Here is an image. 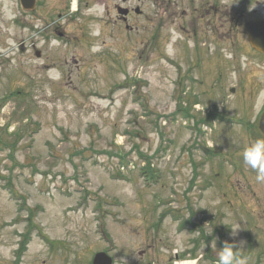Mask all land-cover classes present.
<instances>
[{
  "label": "rangeland",
  "instance_id": "374dc122",
  "mask_svg": "<svg viewBox=\"0 0 264 264\" xmlns=\"http://www.w3.org/2000/svg\"><path fill=\"white\" fill-rule=\"evenodd\" d=\"M92 4L61 39L0 0V264H219L225 243L264 264V181L243 162L263 136L213 119L235 74L176 82Z\"/></svg>",
  "mask_w": 264,
  "mask_h": 264
},
{
  "label": "flooded vegetation",
  "instance_id": "af4514ba",
  "mask_svg": "<svg viewBox=\"0 0 264 264\" xmlns=\"http://www.w3.org/2000/svg\"><path fill=\"white\" fill-rule=\"evenodd\" d=\"M36 0L25 10L15 0L16 19L29 22L36 34L49 31L64 39L62 23L72 10L74 0ZM78 4L80 0H77ZM103 14L104 29L125 30L126 42L133 33L140 36L143 53L151 49L158 63L175 68L176 82H210L229 86L230 73L235 85L220 94L224 107L215 118L228 133L263 136L264 138V2L261 0H92ZM2 7V6H1ZM0 7V8H1ZM79 7V6H78ZM79 10V9H78ZM1 13V12H0ZM79 15L78 12L72 13ZM40 31H36L35 24ZM26 27V26H25ZM62 28V29H60ZM252 28V30H251ZM101 34V33H100ZM172 43L173 55L166 47ZM22 51H25L21 47ZM37 57L42 51L33 47ZM149 55V53H148ZM147 55V59H149ZM183 71V72H182ZM261 138V137H260ZM256 140V139H255ZM155 244L143 257L154 251ZM149 256V255H148ZM176 254L174 260L186 258ZM173 263V260H170ZM169 262V263H170Z\"/></svg>",
  "mask_w": 264,
  "mask_h": 264
},
{
  "label": "clouds",
  "instance_id": "9594fccd",
  "mask_svg": "<svg viewBox=\"0 0 264 264\" xmlns=\"http://www.w3.org/2000/svg\"><path fill=\"white\" fill-rule=\"evenodd\" d=\"M233 2H236V0H233ZM261 2H264V0H261ZM98 34V32L93 33V35ZM96 50V48H93V51ZM243 162L248 168L257 173L259 181H264V138L256 139L244 148ZM238 228L239 226L231 227L233 236L236 235ZM207 233L211 234V232ZM241 249L236 243H225L217 253L219 264H249L251 257L242 255Z\"/></svg>",
  "mask_w": 264,
  "mask_h": 264
},
{
  "label": "water",
  "instance_id": "95a60500",
  "mask_svg": "<svg viewBox=\"0 0 264 264\" xmlns=\"http://www.w3.org/2000/svg\"><path fill=\"white\" fill-rule=\"evenodd\" d=\"M23 6L26 9H33L35 6L36 0H21ZM94 264H112V259L108 257L105 253H98L93 261Z\"/></svg>",
  "mask_w": 264,
  "mask_h": 264
},
{
  "label": "bare ground",
  "instance_id": "6f19581e",
  "mask_svg": "<svg viewBox=\"0 0 264 264\" xmlns=\"http://www.w3.org/2000/svg\"><path fill=\"white\" fill-rule=\"evenodd\" d=\"M176 264H196V261H183V262H178Z\"/></svg>",
  "mask_w": 264,
  "mask_h": 264
}]
</instances>
